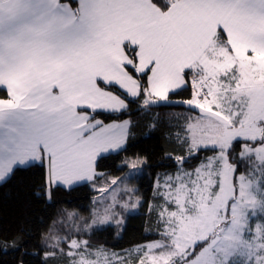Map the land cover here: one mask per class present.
I'll return each mask as SVG.
<instances>
[{
	"label": "crops",
	"instance_id": "0c3cea01",
	"mask_svg": "<svg viewBox=\"0 0 264 264\" xmlns=\"http://www.w3.org/2000/svg\"><path fill=\"white\" fill-rule=\"evenodd\" d=\"M74 1L0 0V86L9 93L0 98L5 171L29 163L23 155L4 158L25 147L41 151L51 185L95 178L97 158L122 149L129 132L126 119L93 117L128 106L100 83L131 97L141 93L127 69V47L136 49L135 70L147 73V92L157 98V89L164 96L185 86L186 71L212 75L211 62L219 63L216 73L236 64L233 82L214 81L219 93L244 88L246 76L264 79V0H176L167 9L153 0Z\"/></svg>",
	"mask_w": 264,
	"mask_h": 264
},
{
	"label": "rangeland",
	"instance_id": "374dc122",
	"mask_svg": "<svg viewBox=\"0 0 264 264\" xmlns=\"http://www.w3.org/2000/svg\"><path fill=\"white\" fill-rule=\"evenodd\" d=\"M240 63L249 65L246 61ZM218 65L211 62L212 75L206 74L214 78L208 94L199 97L200 90L193 84V96L187 104L196 106L200 113L193 112L189 118L186 113L185 117L180 115L186 120L181 135L187 138L191 152L206 147H214L218 152L191 169L180 166L157 180L162 195V203L157 205L161 236L135 250L141 253L137 264H264V86L251 87L264 79L246 76L239 80L244 82V88L235 93H219L214 81L223 80L220 75H227L236 64L216 73L214 68ZM157 92V99L148 96L149 103L168 100L167 95L163 96L158 89ZM238 139L259 142L243 145L240 156L247 164L241 173L235 172L227 154ZM12 149L4 156L8 163L23 159L19 155L31 159L17 165L45 161L36 148ZM129 164L128 171L120 177L105 178L89 219L68 214L57 220L56 231L48 238L50 247H62L65 238L70 240L68 252L74 264H132L129 253L82 250L86 242L75 236L77 228H74L122 225L128 214L138 211L142 199L131 179L141 171L142 161L133 160ZM13 168V165L8 171L0 168V182Z\"/></svg>",
	"mask_w": 264,
	"mask_h": 264
},
{
	"label": "trees",
	"instance_id": "16d2710c",
	"mask_svg": "<svg viewBox=\"0 0 264 264\" xmlns=\"http://www.w3.org/2000/svg\"><path fill=\"white\" fill-rule=\"evenodd\" d=\"M153 1L167 9L176 0ZM221 37L226 43L225 35ZM127 48L133 61L127 69L140 81L141 93L137 97H131L117 85L101 82L102 87L125 99L128 106L121 111L92 112L93 117L103 122L129 120L126 145L116 152L98 157L95 165L97 173L93 180L69 188L51 185L43 163L16 166L0 182V264H74V259L68 252L70 240L64 238L62 247L58 248L48 244L51 233L56 231L57 220L68 214L89 219L95 205L94 199L105 178L120 177L128 171L129 162L141 160V171L131 179L136 185V194L142 199L138 211L128 214L122 225L108 224L89 230H85L84 226H74L77 228L75 236L86 242L82 250L87 249L90 253H129V262L137 264L141 253H135V250L161 236V219L157 205L162 203V195L158 185L156 186L157 180L161 175L175 171L180 166L191 169L218 152L214 147H206L193 153L188 148L187 138L181 135L186 120L181 119L180 115L186 113L189 118L193 112L200 113L199 109L194 108L196 106L187 104L193 96V84L200 90L198 96L203 97L210 91L212 78L203 77L194 70L186 71L185 86L170 91L167 94L168 100H162L164 102L149 103L147 73H138L135 70L136 49ZM230 73L221 76L223 82L234 81ZM7 97V90L0 86V98ZM151 97L157 99L152 95ZM233 101L235 102L234 99ZM249 143L254 145L259 142L238 139L227 151L236 173H241L244 170L243 165L247 164L246 160L241 159L240 152L243 145Z\"/></svg>",
	"mask_w": 264,
	"mask_h": 264
}]
</instances>
